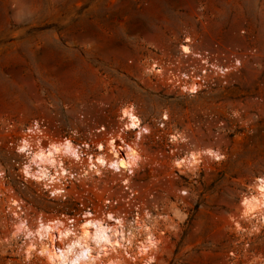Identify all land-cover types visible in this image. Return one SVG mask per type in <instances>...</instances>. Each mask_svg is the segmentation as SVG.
Listing matches in <instances>:
<instances>
[{
	"label": "rangeland",
	"instance_id": "374dc122",
	"mask_svg": "<svg viewBox=\"0 0 264 264\" xmlns=\"http://www.w3.org/2000/svg\"><path fill=\"white\" fill-rule=\"evenodd\" d=\"M185 38L195 52L227 56L237 45L264 56V0H0V264H47L40 254L26 259L11 198L22 201L32 227L38 218L63 216L79 225L87 212L73 197L53 196L25 179L26 156L10 143L18 146L42 119L49 135L44 145L81 143L98 125L119 124L130 107L151 132L140 141L146 160L134 172L135 185L144 196L155 191L171 217L160 226L154 219L163 233L156 264H264V224L252 229L240 213L242 197L264 177V64L246 67L232 89L218 82L197 95L149 77L150 60L172 61ZM241 110L246 125L239 126L233 114ZM163 115L169 122L157 141ZM179 135L185 141L176 143L177 156L159 168L158 154ZM205 149L224 158L206 160L193 173L176 171V161ZM75 163L66 161L69 171L80 169ZM108 177L115 191L103 186L79 191V198L117 195L120 176ZM94 213L108 212L96 207Z\"/></svg>",
	"mask_w": 264,
	"mask_h": 264
},
{
	"label": "bare ground",
	"instance_id": "6f19581e",
	"mask_svg": "<svg viewBox=\"0 0 264 264\" xmlns=\"http://www.w3.org/2000/svg\"><path fill=\"white\" fill-rule=\"evenodd\" d=\"M181 50L193 58L202 57L201 52H195L187 46L182 45ZM200 89L198 83L192 81L183 91L197 95ZM121 121H124L127 129L135 130V138L123 146H117L112 138L106 145L99 146L100 153L95 160L83 159L82 153L71 139L44 145L46 140L30 139L26 135L18 145V153L26 156L27 160L21 169L23 177L42 184L51 191V195L59 196L65 193L64 181L72 176L66 161H72L84 165L81 178L97 176L102 169H108L114 175L120 176L122 181H127L128 174L140 169L146 158L140 146L139 136L142 133L136 131L139 119L134 115V108L123 110ZM144 130L150 132L147 128ZM171 139L177 142L184 140L180 135L172 136ZM212 158L220 161L224 157L216 150H197L176 161L174 168L179 173H193L206 160ZM2 176L0 171V177ZM9 201L10 210L15 217V234L25 239V256L28 260L40 254L47 264H128V261L133 263L137 259H143L145 264L157 262L163 233L156 230L154 219L157 218L160 226L161 221L168 216L160 220L159 217L147 214L131 224L121 216L86 212L79 225L77 221L72 222L63 216L52 221L38 218L36 225L32 227L23 218L25 213L22 201L14 198ZM240 213L252 224V229L258 230L257 222L264 224V177L256 179L253 187L242 197ZM72 223L77 225L72 226ZM236 226L240 227L238 223ZM134 247L135 254L132 255L130 251Z\"/></svg>",
	"mask_w": 264,
	"mask_h": 264
},
{
	"label": "built area",
	"instance_id": "2783aa9c",
	"mask_svg": "<svg viewBox=\"0 0 264 264\" xmlns=\"http://www.w3.org/2000/svg\"><path fill=\"white\" fill-rule=\"evenodd\" d=\"M246 39L252 41L254 36H248L247 30L242 31ZM182 45L188 48H193V42L191 39H184ZM181 45V46H182ZM180 46V49H181ZM201 58H193L190 54L180 51L172 61L166 59H152L150 60V68L147 70L149 77L157 79L158 81L167 83L168 85L184 90L188 87L192 81L198 83L201 89H210L217 86L218 82L224 86L230 83V89L236 87L237 79L246 70V67L253 66L254 68L262 69L264 64V56L254 46L240 47L237 45L230 46V54L227 56L219 50L213 51H201ZM194 59L198 60L195 61ZM241 112V113H240ZM244 111L241 110L237 114H233V119L237 121L239 126H242L246 121L242 119ZM134 115L139 119L137 133L141 132L139 139L144 140L151 135V132H146V128L141 118L134 111ZM84 120V116H81ZM245 121V122H244ZM169 118L163 115L158 120L157 127L158 132L154 136L157 141H162L167 130ZM124 121L119 124H103L89 131V138L81 141V143H74L76 147L82 153L83 159L95 160L96 156L100 153L99 146L106 145V143L114 138L117 146H123L125 143H129L135 137V130L127 129V125ZM150 131V130H149ZM26 135L32 138H41L47 140L48 124L44 119L35 121L32 126L26 130ZM77 135V131H75ZM169 145L164 153H159L158 166L161 168L167 165V163L175 158L179 151L177 141H172L169 137ZM182 143V142H181ZM11 148L16 149L18 153V146L16 143H10ZM19 154V153H18ZM16 163L15 161H13ZM16 166L19 168L20 163L17 162ZM80 169L78 171H72L71 178L64 181L65 193L62 195L64 200L73 197V201L79 202L81 208L86 207L87 212L93 214L96 207L101 208L113 214L114 216H121L128 223L133 224L138 218H142L144 214L148 213L151 216L159 217L160 220L167 214L165 213L167 204L162 198L156 195L155 191H150L144 196L141 190L135 185V174L129 173L128 180L119 182V193L115 196L105 195L101 199L94 196L88 202H83L82 198H79V191L90 192L93 190H101L102 187H107L110 191H115L117 183L114 184L109 179V170L102 169L101 173L97 176H86L87 181L83 182L85 178L80 177L83 165L80 163ZM161 166V167H160ZM112 187V188H111ZM68 192H72L68 195ZM184 195L186 193H183ZM69 197V198H68ZM118 213V215H116ZM76 221L73 219L72 222ZM75 226V223L71 224Z\"/></svg>",
	"mask_w": 264,
	"mask_h": 264
}]
</instances>
